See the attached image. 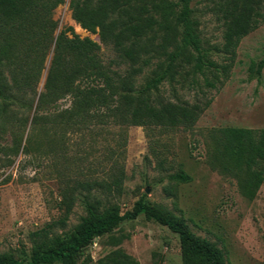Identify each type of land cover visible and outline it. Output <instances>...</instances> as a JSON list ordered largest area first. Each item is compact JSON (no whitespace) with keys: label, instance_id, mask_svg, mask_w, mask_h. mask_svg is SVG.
I'll list each match as a JSON object with an SVG mask.
<instances>
[{"label":"rangeland","instance_id":"obj_1","mask_svg":"<svg viewBox=\"0 0 264 264\" xmlns=\"http://www.w3.org/2000/svg\"><path fill=\"white\" fill-rule=\"evenodd\" d=\"M218 2L190 0V5L210 58L228 65L227 76L220 75L216 87H210L205 83V77L213 78L209 71L186 75L165 81L152 94L190 104L209 101L195 122L187 125L118 122L98 115L103 107L91 109L83 118L70 113L71 94L39 107L38 97L45 90L62 31L97 42L105 68L124 74L130 64L113 44L101 40L98 27L89 31L72 17L70 0L41 18L48 19L47 34L37 29L35 20L18 32V66L37 73L36 94L28 99L31 105L17 114L27 118L25 126L14 128L16 122H11L0 128V252L27 260L35 231L43 229L48 237L74 232L86 213L85 196L125 211L145 194L148 202L182 217L198 236L215 242L227 264H264V172L260 185L254 186L246 165L222 154L219 145L226 127L264 129V67L258 77L250 72L264 58V20L241 38L234 58L229 59L215 47L224 43ZM153 67H145L137 76L138 85ZM4 74L8 76L6 68ZM35 114L39 116L33 122ZM260 168L264 171V163L253 169ZM181 171L190 176L188 181L171 177ZM115 249H122L138 264H184L178 234L143 212L96 237L81 259L97 264Z\"/></svg>","mask_w":264,"mask_h":264},{"label":"trees","instance_id":"obj_2","mask_svg":"<svg viewBox=\"0 0 264 264\" xmlns=\"http://www.w3.org/2000/svg\"><path fill=\"white\" fill-rule=\"evenodd\" d=\"M64 1L0 0V67L8 72L6 76L4 69L0 70L1 129L11 122H16L11 125L14 128L25 126L27 118L17 114L31 105L28 99L36 94L37 73L31 67L25 70L18 66V32L25 31V25L35 20L39 24L37 29L47 34L48 19L41 18ZM70 7L72 17L89 31L98 27L101 40L113 44L130 67L124 74L105 68L98 56L100 45L97 42L74 32L69 37L62 31L55 43L45 90L38 97L39 107L51 99L71 94L74 105L70 113L83 118L91 109L103 107V112L98 110L97 114L112 116L118 122L187 125L195 122L209 101L205 105L190 104L165 100L158 94L152 97V94L158 92L165 81L173 82L186 75L209 71L213 78L205 77V83L210 87H216L220 75L227 76L228 65L211 59L209 48L203 44L200 22L190 0H70ZM218 10L222 13L224 43L215 47L233 59L241 38L264 20V0H219ZM151 64L154 67L138 85L137 76ZM263 67L264 58L253 64L250 72L258 77ZM80 82L85 84L82 86ZM38 116L33 115V122ZM17 140L15 138L13 147L19 146ZM219 145L222 154L246 165L250 182L258 187L264 171L253 168L264 163V129L226 127ZM171 177L181 181L190 179L183 171ZM83 203L86 213L74 232L48 237L43 229L35 231L29 259H18L12 252H0V264H53L57 261L86 264V259L81 257L96 237L111 233L122 220L134 219L142 212L146 218L178 234L184 264H227L224 251L215 242L198 236L182 217L148 202L145 194L125 211L117 204L102 205L101 200L89 196L84 197ZM87 259H91L89 255ZM97 264L138 262L122 249H115Z\"/></svg>","mask_w":264,"mask_h":264}]
</instances>
